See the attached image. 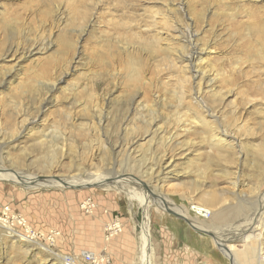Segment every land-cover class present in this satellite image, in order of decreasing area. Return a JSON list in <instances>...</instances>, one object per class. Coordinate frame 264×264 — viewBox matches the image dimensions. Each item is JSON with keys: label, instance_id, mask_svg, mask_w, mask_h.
<instances>
[{"label": "rangeland", "instance_id": "rangeland-1", "mask_svg": "<svg viewBox=\"0 0 264 264\" xmlns=\"http://www.w3.org/2000/svg\"><path fill=\"white\" fill-rule=\"evenodd\" d=\"M0 174V264H140L143 209L125 191L152 202V264H232L217 240L264 264V0H0ZM205 193L223 219L199 212Z\"/></svg>", "mask_w": 264, "mask_h": 264}, {"label": "bare ground", "instance_id": "bare-ground-1", "mask_svg": "<svg viewBox=\"0 0 264 264\" xmlns=\"http://www.w3.org/2000/svg\"><path fill=\"white\" fill-rule=\"evenodd\" d=\"M167 19V18H166ZM191 54V53H190ZM200 54H197V53H192L191 54V56L189 57V58H187V60H186V62H187V64L189 63H193V65H195L196 64V60H198L199 61V59H201L200 58ZM182 58L184 59V57L182 56ZM185 61V60H184ZM200 62V61H199ZM192 65V64H191ZM194 67V66H193ZM194 69H196V65H195V68ZM197 78H199V81H201L204 77H205V73L202 71H197ZM200 91V90H199ZM197 92V95H200V92ZM204 92V91H203ZM206 112V111H205ZM199 115V114H198ZM202 115L200 114L199 115V117H198V119L201 117ZM208 117V116H207ZM206 117V118H207ZM205 117H203V118H201V119H199L200 120V122L203 124V128L205 127H208L209 126V124H210V122H209V120H207ZM197 119V120H198ZM211 120V119H210ZM234 125V124H233ZM208 128H210V127H208ZM241 128V127H240ZM206 130V129H205ZM213 130V129H212ZM241 130V129H240ZM226 131V130H225ZM193 132V131H192ZM211 133V132H210ZM212 134V133H211ZM215 134V133H214ZM213 135V134H212ZM214 137V140H213V144H214V147L216 148V149H220L221 148V146L223 145V144H225V143H227V138H231L232 136L230 135L229 136V134L228 133H226V132H220V134L218 135H215V136H213ZM206 138V137H205ZM212 137H210V139H211ZM233 138V137H232ZM232 142V141H231ZM193 143V142H192ZM210 146V145H209ZM225 146V145H224ZM223 146V147H224ZM231 146H232V144H231ZM263 147V146H262ZM213 148V147H212ZM225 148V147H224ZM210 150V149H209ZM255 150V149H254ZM225 151H226V149H225ZM216 152V151H215ZM217 153V152H216ZM221 155V154H220ZM219 155V156H220ZM165 158V157H164ZM229 158V157H228ZM210 161V160H209ZM206 165V164H205ZM208 165V164H207ZM205 167V166H204ZM204 169H206V168H204ZM205 171V170H204ZM207 172V171H206ZM1 175V174H0ZM201 175V174H200ZM202 176V175H201ZM204 176V175H203ZM202 176V177H203ZM8 178H10L9 176L8 177H2V176H0V180H6V179H8ZM15 178V177H14ZM13 178V180L14 181H17V183L18 184H20L21 185V183H25V184H27V185H30L31 186V184L32 183H35V185L36 186H38V187H41V185H39L40 183H38L37 184V182L38 181H35V180H28L27 178H25V179H22V178H15L14 179ZM208 178V177H207ZM31 179V178H30ZM105 180V179H104ZM55 181L56 180H54L53 181V183H55ZM98 181H99V179H98ZM97 181V182H98ZM74 182V181H73ZM120 182H121V179H120V181H118V182H116V184H120ZM52 183V184H53ZM72 183V181L68 184H66V186L67 185H69V187H70V185H72V187H87V184H86V186L84 185V184H82V182H75V183H78V186H76V184H71ZM101 183H103V182H98V183H96V184H94V186H104L103 184H101ZM42 184V183H41ZM33 185V184H32ZM43 185V184H42ZM80 185V186H79ZM236 185H237V183L235 182L234 184H233V187H236ZM45 186V185H44ZM89 186H93V185H90L89 184ZM197 186V185H196ZM205 186V185H204ZM28 187V186H27ZM199 187V186H198ZM192 187H190V189H191ZM202 188H204V187H202ZM193 190V189H192ZM204 191V190H203ZM203 191H201V192H203ZM215 191V190H214ZM211 192L212 194L213 193H215V192ZM126 193L125 194H127V196H128V198H129V200H131V201H136V202H138L139 203V205H140V207L143 209V224H142V232H141V237H140V239H141V258H140V264H152V261H153V258H152V260H151V255H152V247H151V235H150V208H151V204H152V202H151V200H149V198L147 197V196H144V195H141V194H139L138 192L136 193L135 191H125ZM196 192V191H195ZM205 192V191H204ZM197 193V192H196ZM200 194V193H199ZM203 194V193H202ZM202 194L200 195V196H202ZM211 194V195H212ZM216 194V193H215ZM193 195V194H192ZM210 194H208V193H205L204 194V198H203V203H204V206H199L198 208H199V212H202V213H204L205 214V216L207 215H209V217H211L210 218V220L211 221H214V220H216V221H218V219H223V215H225V214H223L224 212H219V213H213L212 212V210H211V207L212 206H214V207H216L215 205H216V198H219V196H217V197H215V195H212L211 196ZM217 195V194H216ZM205 196L206 197H208V198H205ZM259 199H260V197H259ZM163 201V200H162ZM219 201V200H218ZM220 201H222V200H220ZM164 202V201H163ZM258 202V204H264V195L262 196V198L260 199V200H258L257 201ZM202 202H200L199 204H201ZM222 203V202H221ZM219 204V203H218ZM223 204V203H222ZM203 205V204H202ZM221 205V204H220ZM232 206H234V205H232ZM238 206V205H237ZM160 208L162 209V210H164V208L165 207H163V206H160ZM223 208V207H222ZM222 208H220V209H222ZM226 208V207H225ZM232 209V207H229L227 210L229 211L230 210V212L229 213H231L232 211H231V209ZM239 208V207H238ZM237 208V209H238ZM166 209H168L169 210V212H172V213H176V214H178V215H182L183 214V217L184 218H186V220L187 219H189V216H188V214H187V212L185 213H179L177 210H175V209H171L169 206L166 208ZM235 209V208H234ZM216 210H217V207H216ZM226 210V211H227ZM225 211V210H224ZM227 213V212H226ZM233 213H235L234 211H233ZM238 213V211L236 212V214ZM235 215V214H234ZM227 216H228V214H227ZM230 217H233V215L231 216L230 215ZM227 218V217H226ZM229 219H231V218H229ZM6 220V219H5ZM189 221V220H188ZM196 220L195 219H192L191 217H190V222H191V226H193L194 228H197L198 229V231L199 232H205V228H203V226H201L200 224L198 225V223L197 222H195ZM222 222V221H221ZM2 223V225L3 224H5L6 226L4 227V228H0V233L3 235V234H5V233H9V234H11L12 233V231H13V229H11L12 228V225L10 224V223H8V222H5L4 220H1L0 219V224ZM116 225V224H115ZM114 225V227L111 229L112 231L113 230H115V229H117V225L115 226ZM10 228V229H9ZM233 228H234V226H233ZM238 228V227H237ZM232 229V228H231ZM240 229V228H239ZM12 230V231H11ZM233 230V229H232ZM235 231V230H234ZM237 231V230H236ZM115 232H116V230H115ZM239 232V231H238ZM233 233V232H232ZM219 236H220V234H219ZM241 237H243L244 238V241L245 240H247L246 239V237H244V235L243 234H241ZM212 238H214V237H212ZM240 238V237H239ZM239 238H237V239H239ZM215 239V238H214ZM220 239V238H219ZM260 239H263V237H262V234L260 235ZM27 239H25L24 241H26ZM217 240V239H216ZM231 241V240H230ZM27 242H30V241H27ZM36 242V241H35ZM34 242V243H35ZM31 243H33V242H31ZM216 245H219L220 246V248L222 249V252L224 253V255L228 258V259H230L231 260V262H232V264H238V262H240V264H246V263H242V260H243V257H242V254H240L239 252H237L236 250H235V245H224V242L222 241V240H217V242L215 243ZM217 247V246H216ZM154 248V247H153ZM219 249V248H218ZM241 252V251H240ZM241 257H242V259H241ZM55 258V260L58 262V264H63L64 263V259H63V257H61V256H55L54 257ZM257 258V257H256ZM261 259V258H260ZM258 260H259V258H258ZM262 260H263V258H262ZM260 263H262V262H260ZM74 264H76V263H74ZM248 264V263H247ZM250 264V263H249Z\"/></svg>", "mask_w": 264, "mask_h": 264}, {"label": "built area", "instance_id": "built-area-1", "mask_svg": "<svg viewBox=\"0 0 264 264\" xmlns=\"http://www.w3.org/2000/svg\"><path fill=\"white\" fill-rule=\"evenodd\" d=\"M94 203L88 199L82 204V209L84 208L85 211L88 212L94 209ZM21 221V222H20ZM12 222V221H11ZM20 222V223H19ZM25 220L21 217H16L15 221L12 224H16L17 226H20V231L23 232L25 237L35 238L36 233L28 228L25 224ZM39 236V234L37 235ZM81 260L84 264H111V260L108 255L106 254H93V253H83L81 255ZM75 260L72 257H65L64 264H74Z\"/></svg>", "mask_w": 264, "mask_h": 264}, {"label": "crops", "instance_id": "crops-1", "mask_svg": "<svg viewBox=\"0 0 264 264\" xmlns=\"http://www.w3.org/2000/svg\"><path fill=\"white\" fill-rule=\"evenodd\" d=\"M184 243H186V240ZM125 253L126 254L124 256H123L122 251H120L119 254L118 253L113 254V256L109 255L110 260H111V264H137L134 256H129L128 252H125ZM197 255H199V254H197ZM127 256H129V257H127ZM203 259H205V258L200 257L198 264H203ZM191 260H192L191 252L190 253H180L178 255L171 254L170 252H167V255H166V253H164L163 259L161 262H160V255H159V253L157 254V264H191ZM177 261H178V263H176ZM155 262L153 264H155Z\"/></svg>", "mask_w": 264, "mask_h": 264}, {"label": "water", "instance_id": "water-1", "mask_svg": "<svg viewBox=\"0 0 264 264\" xmlns=\"http://www.w3.org/2000/svg\"><path fill=\"white\" fill-rule=\"evenodd\" d=\"M198 231V230H197ZM199 232V231H198ZM203 233V232H202ZM217 246H219V245H217ZM220 247V246H219ZM221 252H222V250H221ZM223 253V252H222Z\"/></svg>", "mask_w": 264, "mask_h": 264}]
</instances>
